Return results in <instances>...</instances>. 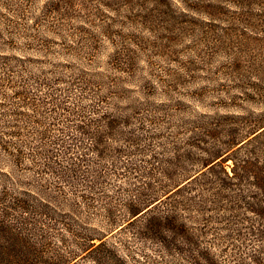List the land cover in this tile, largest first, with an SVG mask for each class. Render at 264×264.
I'll list each match as a JSON object with an SVG mask.
<instances>
[{
    "label": "rangeland",
    "instance_id": "obj_1",
    "mask_svg": "<svg viewBox=\"0 0 264 264\" xmlns=\"http://www.w3.org/2000/svg\"><path fill=\"white\" fill-rule=\"evenodd\" d=\"M40 69L47 70L50 80L53 74L67 80L78 76L97 94H107L108 105L114 102L153 117L151 132L161 135L152 140L157 151L153 164L160 163L154 176L161 180L187 173L160 160L171 149L157 143L173 136L179 142L192 136L191 142L200 146L240 140L231 158L249 161L247 178H255L260 165L264 168V0H0V89L9 94L19 87L7 81L18 80L19 71L28 75ZM5 74L13 79L3 78ZM89 92L87 87L84 95ZM11 100H0V106L29 111L18 99ZM52 116L40 109L28 119L12 121L21 131L34 127L53 134ZM189 148L190 158L178 161L182 165L199 158L198 149ZM231 158L223 162L227 171ZM127 198L122 193L113 201ZM234 212L231 207L199 212L190 206L184 211L191 216L186 221L190 239L178 242L180 251L167 253L154 240L130 237L127 229L122 235L107 233L106 241L115 244L128 264H194L193 256L196 264L206 263L203 256L214 258V264H241L257 243L245 232L249 230L227 226H261L264 216L244 211L250 221L219 220ZM91 224L103 228L97 221ZM232 234L242 236L243 243ZM66 237L65 242L52 239L61 252L74 247ZM259 246L264 250V242ZM80 264L95 263L88 258ZM258 264H264V253Z\"/></svg>",
    "mask_w": 264,
    "mask_h": 264
},
{
    "label": "trees",
    "instance_id": "obj_2",
    "mask_svg": "<svg viewBox=\"0 0 264 264\" xmlns=\"http://www.w3.org/2000/svg\"><path fill=\"white\" fill-rule=\"evenodd\" d=\"M240 3L234 2L238 7ZM46 72L23 75L19 71V79L13 81L10 73L5 74L9 86L19 88L9 94L0 89V100L16 98L29 106V111L10 106L5 111L0 106V264H80L88 258L95 264H128L115 244L106 241L107 233L121 234L125 229L132 238L154 240L167 253L180 251L178 242L190 239L186 221L191 216L184 213L190 206L199 212L235 209L219 218L226 224L250 221L244 211L264 216V204L260 206L264 198L257 196L264 194V168L260 165L253 171L255 178H247L249 161L231 158L240 140L227 139L218 147L210 142L211 146H200L191 142L192 136L180 142L173 135L160 140L158 146L165 148L167 143L171 149V155L160 160L188 173L161 180L154 176L160 163L153 164L157 151L152 140L159 136L149 126L155 122L153 117L112 101L108 105L107 94H97L78 76L67 80L53 74L50 80ZM79 80L90 88L87 95ZM61 82L64 85L57 87ZM40 109L54 115L55 133L34 127L21 131L12 121L28 119ZM189 146L198 149L199 158L182 165L178 161L190 158ZM227 158L233 159L230 171L223 163ZM248 183L256 189H249ZM122 193L128 198L113 201ZM227 227L249 230L245 232L258 247L240 263L258 264L264 253L259 246L264 242V224ZM121 235L117 236L120 244L124 243ZM66 236L74 240V247L61 252L52 239L65 242ZM231 237L243 243L242 236ZM203 259L214 264L212 257Z\"/></svg>",
    "mask_w": 264,
    "mask_h": 264
}]
</instances>
